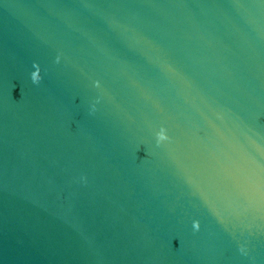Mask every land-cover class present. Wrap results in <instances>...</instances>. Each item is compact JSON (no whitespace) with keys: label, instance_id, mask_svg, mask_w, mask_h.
<instances>
[{"label":"water","instance_id":"obj_1","mask_svg":"<svg viewBox=\"0 0 264 264\" xmlns=\"http://www.w3.org/2000/svg\"><path fill=\"white\" fill-rule=\"evenodd\" d=\"M0 264H264V0H0Z\"/></svg>","mask_w":264,"mask_h":264},{"label":"clouds","instance_id":"obj_2","mask_svg":"<svg viewBox=\"0 0 264 264\" xmlns=\"http://www.w3.org/2000/svg\"><path fill=\"white\" fill-rule=\"evenodd\" d=\"M59 59H60V57L58 56L57 57V62H59ZM35 67H39V66L34 64V68ZM31 80H32L33 84H37L38 85L41 82V80H42V76H41L40 73L37 74L36 72L33 71L31 73ZM96 85L99 86V82L98 81L96 82ZM93 110H95V105H93ZM156 135H157V143L158 144H160V143H162V142H164V141L169 139V137L167 135V132H166V129H164L163 127L160 129V131ZM199 227H200L199 222L198 221H194L193 222V228L198 230Z\"/></svg>","mask_w":264,"mask_h":264}]
</instances>
